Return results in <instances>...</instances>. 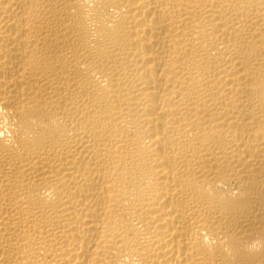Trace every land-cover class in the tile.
<instances>
[{
  "label": "bare ground",
  "instance_id": "bare-ground-1",
  "mask_svg": "<svg viewBox=\"0 0 264 264\" xmlns=\"http://www.w3.org/2000/svg\"><path fill=\"white\" fill-rule=\"evenodd\" d=\"M0 264H264V0H0Z\"/></svg>",
  "mask_w": 264,
  "mask_h": 264
}]
</instances>
